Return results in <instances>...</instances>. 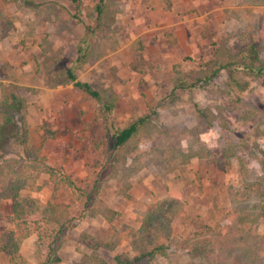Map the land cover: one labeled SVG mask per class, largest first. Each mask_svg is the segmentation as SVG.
Instances as JSON below:
<instances>
[{
    "label": "rangeland",
    "instance_id": "rangeland-1",
    "mask_svg": "<svg viewBox=\"0 0 264 264\" xmlns=\"http://www.w3.org/2000/svg\"><path fill=\"white\" fill-rule=\"evenodd\" d=\"M49 1L75 10L69 0ZM83 1L81 17L89 19L97 0ZM112 8L118 9L116 21L97 33L98 54L94 52L78 70V77L94 88L117 93L111 119L119 127L152 108L158 111L152 131L130 142L115 167L106 159L109 143L101 103L73 83L60 84L63 66L78 53L83 24L66 21L65 16L54 19L49 10L39 15L29 6L0 0V97L2 88L11 87L26 99L25 120L33 146L80 187L92 188L97 166L106 164L109 174L92 208L95 214L69 230L59 251L62 261L55 264H100L92 260L96 241L108 264H118L116 255L133 256L127 233L137 230L149 209L164 200L179 201L181 210L170 225L172 248L151 264L201 263L200 256L192 259L182 248L184 237L208 225L228 223L227 217L235 214L231 210L257 217L255 229L263 234L264 73L240 74V86L227 95L220 89L229 72L218 73L212 84L202 87L190 73L228 51L249 54L253 44L263 64L264 0H113ZM6 17L15 27L2 37ZM67 26L69 31L64 32ZM178 70L187 76V87L175 98L171 90ZM196 105L209 116L201 120ZM255 141L261 151L253 146ZM199 149L208 157L179 161ZM229 150L233 153L222 168L217 161ZM166 153L178 162L177 168L161 162ZM36 178L42 189L23 190L22 196L37 197L44 208L54 184L47 172H37ZM56 195L79 217L84 200L66 186ZM106 208L118 212L110 221L102 212ZM0 211V228H12L10 199ZM85 231L94 238L89 244L81 238ZM37 234L22 245L34 264L42 259Z\"/></svg>",
    "mask_w": 264,
    "mask_h": 264
},
{
    "label": "trees",
    "instance_id": "trees-1",
    "mask_svg": "<svg viewBox=\"0 0 264 264\" xmlns=\"http://www.w3.org/2000/svg\"><path fill=\"white\" fill-rule=\"evenodd\" d=\"M13 1L19 6L33 8L39 15L49 10L54 19L62 20L65 16L66 21L76 19L83 24L85 32L78 43V53L71 64L63 66L64 75L61 73V76L64 77L60 84L73 83L75 87L101 103L102 116L107 127L106 139L109 143L106 159L110 160L111 166L115 167L124 158V150L130 142L152 131L158 111L152 108L127 126L119 127L111 119L118 98L117 93L110 89L94 88L90 82L78 77V70L91 57H94L92 55L97 51L94 45L97 33L111 28L116 21L118 9L112 8L113 0H97L89 19L81 17L83 0H69L75 10L64 4L60 5L57 1ZM2 24L1 35L6 37L15 27L14 20L6 17ZM63 31L68 32L69 27H65ZM251 49L249 54L242 51L238 53L228 51L224 56L216 55L213 60L190 73V76L195 80V84L202 87L212 84L218 73L227 71L229 73L226 85L224 88L220 86V90L224 95L230 94L240 86V74L244 75L247 72L251 75H260L264 73V63L262 64L260 52L255 49L254 44L251 45ZM176 72L178 75L174 77L171 90V96L174 94L175 98L179 90L187 87L184 82L187 76L179 70ZM26 109L27 101L23 96L11 87L2 88L0 97V206L9 199L11 200L12 214L9 216V221L12 223V228H0V260L4 259L5 264H34L23 253L22 245L34 232H38L42 257L40 264H55L62 261L59 251L67 239L69 230L74 228L81 218L95 214L96 209L92 208L95 207V200L100 193L101 185L108 179L109 174L105 171L106 164L97 166L95 171L97 174L92 175V188L87 190L80 187V184L62 169L52 166L47 156L41 152V148L33 146L25 120ZM196 112L201 120L209 116L208 111L198 105H196ZM158 131L164 133L163 130L158 129ZM253 146L262 150L256 141ZM231 151L225 152L223 158L217 161L222 168L231 157L233 153ZM166 154L161 162L168 168L170 165V169L177 168L178 162L175 163L174 159L168 153ZM195 156L205 158L208 154L203 153L202 149L191 150V153L183 155L179 161L188 163V160ZM37 172H47L54 184V194L44 208L41 207L37 197L22 196L23 190L39 191L42 189V185L36 178ZM65 186L71 189L77 199L85 202L79 217L71 214L69 205L57 200L56 193ZM122 192L127 195L126 189ZM180 210L177 200H164L152 206L143 217L141 226L127 233L135 254L133 256L116 255V262L118 264H151L158 256H165L172 248L173 230L170 225L174 217L180 214ZM231 211L235 214L233 218L228 214L230 215L227 217L228 223L208 225L205 229L196 230L184 237L185 244L182 248L190 253L192 259L199 256L202 258L201 263L193 261L189 264H264V233H258L255 229L257 217L252 219L241 211ZM102 212L108 221L118 214L110 208ZM262 214L264 215L263 211ZM81 238L88 244L90 240H94L92 235L86 231L82 233ZM100 247L99 241L92 245L94 256L92 260L100 264H108L98 253Z\"/></svg>",
    "mask_w": 264,
    "mask_h": 264
}]
</instances>
